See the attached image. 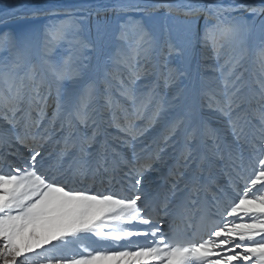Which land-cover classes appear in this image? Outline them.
<instances>
[{
	"label": "snow or ice",
	"instance_id": "snow-or-ice-1",
	"mask_svg": "<svg viewBox=\"0 0 264 264\" xmlns=\"http://www.w3.org/2000/svg\"><path fill=\"white\" fill-rule=\"evenodd\" d=\"M159 8L185 18L179 45L161 42L131 18L115 22V38L128 51L107 58L102 32L92 41L74 37L70 52L54 57L55 46L68 38L65 23L45 30L38 51L29 37L0 41L7 52L0 57V148L11 156L0 154V264H264V71L249 84L242 57H222L226 46L243 45L257 28L264 69V0L229 6L151 0L119 10ZM78 29L71 25L73 33ZM197 45L212 54L218 75L201 76L188 65ZM177 58L184 63L172 67ZM62 94H75V102L66 106ZM53 95L56 115L45 126ZM148 109L147 124L138 127ZM101 124L118 130L114 139L134 160L109 145L107 135L98 139ZM155 124L163 126L160 143L141 157L146 149L135 146ZM17 144L26 150L22 159ZM170 148L174 163L149 190L146 173L166 164ZM214 171L225 179L218 181ZM98 175L108 184L103 191L93 188ZM85 234L145 240L124 250L70 254L69 245Z\"/></svg>",
	"mask_w": 264,
	"mask_h": 264
},
{
	"label": "bare ground",
	"instance_id": "bare-ground-1",
	"mask_svg": "<svg viewBox=\"0 0 264 264\" xmlns=\"http://www.w3.org/2000/svg\"><path fill=\"white\" fill-rule=\"evenodd\" d=\"M185 0H172V3L174 4H183ZM220 3H222L225 6H229L235 3V0H219ZM249 2L260 5L261 1L256 2V0H249ZM151 0H98V1H82L78 3H58V4H50V5H25V6H19L15 7L13 9H9L7 11H4L0 13V28H8L15 22H22L25 23L27 21L29 22H37L45 20L48 23L53 22L54 20H63L66 19V17L70 18L71 20L80 17L84 20L91 21L92 28H94V24L96 21H103L104 19H115V17L119 13L128 14V13H136L137 16L139 15H147L151 12L156 13H163L166 14L168 17H170L174 22L180 25V22L183 21L185 18L183 16H180L176 13H169L164 8H159L155 11L150 12H144V11H136V10H129V11H121L119 10L121 7L124 6H133V5H139L140 7L150 6ZM243 13H235V15H241ZM141 17V16H140ZM141 23L144 25L143 19H141ZM204 24V18L201 17L198 21V26L202 29ZM181 26V25H180ZM179 26V27H180ZM109 28V27H108ZM176 28L174 25L170 27L168 34L165 36V40H170L171 43L174 45L180 44V39L178 35L176 34ZM110 31L108 30L106 32V38L109 37ZM79 37V35H78ZM10 39L9 36H3L1 39ZM83 40V39H80ZM71 40L70 37H68V40H63L60 43H58L53 52V56H55L60 49V45L62 43L68 42L70 43ZM66 44V43H65ZM64 46V45H63ZM74 43H72V47H74ZM108 43L104 47L103 56L106 58L105 52L107 51ZM126 50L121 53L125 54L128 49L127 46ZM254 51V48H252L251 51H249V54L244 56V59L241 60V68L240 71L244 73V78L251 84L253 79L258 78L264 69L261 67L259 54L254 55L252 52ZM4 51L0 50V57H2V53ZM7 53V52H6ZM69 53V52H68ZM88 54L90 55L91 52L88 50ZM66 55V54H65ZM191 59L189 60L188 65L195 69L199 75L201 76H212V75H218L216 73H213L211 71V66H213L216 61L212 57L211 53H208L207 55L204 52V49L197 45L191 52ZM189 57V58H190ZM222 57L224 61L229 60L232 57H241L236 53V48H229L225 47L224 51L222 52ZM159 60L158 52L154 53V62ZM95 63V61H93ZM184 62L181 61L179 58L172 61L171 66L172 67H179ZM110 65V63H109ZM146 81H140L138 83H145ZM75 94L70 98L66 94H62L61 100L65 103V105H69L71 103L75 102ZM34 115H36L34 113ZM56 115V100L55 95L49 98L48 105L45 109V118L43 120V125L47 126L50 121L53 120V117ZM151 115V109H148L145 111L143 118L137 120L135 123L138 127L144 126L147 124L148 119ZM61 118H57V127L59 126ZM211 126H215V121H210ZM4 127L2 123H0V128ZM101 132L102 134L98 137L100 141H103L105 139V135L109 138L108 142L109 145L115 146L117 148V151L125 155L128 159L134 160L135 158L132 156L131 151L120 145L119 141L115 140L114 138L121 135L118 130L114 127H107L105 124H101ZM163 132V126L161 124H155L151 127L147 128V131H145L144 135L140 137V143L136 144V150L139 151L140 149H146V151L141 153V157L148 155L153 149L157 147V145L160 143V139ZM63 133H57L54 139H59L60 136ZM53 150H56V145L53 143L51 145ZM181 148V143L179 140H177L175 144V152L178 155V152ZM14 150L17 153V158L22 159L23 156L26 153V150L23 145H15ZM0 154L9 155V152L6 148H0ZM173 154V149H168L167 152L164 153L165 156V165L157 164L155 166V169L157 170V174L153 175L151 174V171L146 173V178L148 180V183L145 184L146 188H149L151 190V182L152 181H159V177L161 175V170L164 172L168 171L167 165H171L174 163L172 159L169 157ZM9 158L11 159V156L9 155ZM7 170V169H5ZM155 171V170H154ZM115 178L117 181L121 180L123 177V173L120 170H117L115 172ZM213 177L216 178L218 181H223L225 177L221 176L218 172L214 171L212 173ZM205 180L208 179V175L205 174ZM101 180H103L102 175L97 176L96 184L93 186L94 190L99 189L101 191L108 188V184L105 181L104 183H101ZM162 183V181H159ZM77 187H80V185H76ZM242 186V185H241ZM125 227H133L131 225H126ZM166 227V225H165ZM86 238L81 243H73L69 245L70 254L71 253H81L83 252L84 248H88L89 251L97 250V251H116V250H124L126 248H129L133 245V242H140L143 243L145 238L144 237H131L126 240L121 241H110V240H103L100 238H97L95 235L92 234H85ZM87 254V253H84ZM29 264H41L39 259L30 261Z\"/></svg>",
	"mask_w": 264,
	"mask_h": 264
},
{
	"label": "rangeland",
	"instance_id": "rangeland-1",
	"mask_svg": "<svg viewBox=\"0 0 264 264\" xmlns=\"http://www.w3.org/2000/svg\"><path fill=\"white\" fill-rule=\"evenodd\" d=\"M262 0H256V2H259ZM235 15V13H233ZM245 15L247 18V14H241ZM141 16V17H140ZM131 18L132 21H140L143 19L144 21V28L155 35L161 42H163L165 39V36L168 34L170 27L174 25L176 28V34L179 37L178 31L180 29V25H178L176 22L168 17L166 14L163 13H148L147 15H139L137 16L136 13H128L123 14L119 13L115 19H104L103 21H96L94 24V28H92L91 21L84 20L83 18L77 17L73 20L66 17V19L63 20H54L53 22L48 23L45 20L37 21V22H15L8 28H0V41L5 40L4 38L1 39L3 36H9V40H20L23 37H29L31 38L35 44L37 45L36 51L39 50V45L42 43L44 39V33L45 30L49 27H53L55 25H59L61 23H65L68 27V37L71 38V40L74 39V37H78L79 39H83L84 41H92L95 40L97 37L98 32H102L104 35H106V32L109 30V37L108 40V46L107 51L105 52L106 58L111 56H116L118 53L121 54L126 50V47L121 44L118 40H116V36L118 35V29L115 27V22L119 20L121 23L129 21ZM260 19H264V17H260ZM259 21H257V24ZM77 24L79 25V29L73 33L71 30V25ZM109 27V28H108ZM261 36L257 28H253L252 32L249 34L247 40L243 45H240L236 48V53H238L239 56L244 59V56L249 54V51L254 48V51L252 52L254 55L259 54L260 49L262 47L261 44ZM66 41L68 40L65 39ZM66 43V44H65ZM60 45V49L58 50L57 54L54 57H59L61 54H68L72 48V43L65 42ZM64 45V46H63ZM88 52V50H87ZM7 53L4 51L2 53V57L6 56ZM191 56V53H190ZM189 56V57H190ZM189 60L191 59L188 58ZM189 60L187 63H189ZM109 63H111L109 61ZM68 83L66 82V88L68 87ZM157 170L151 171V174L153 175L157 174Z\"/></svg>",
	"mask_w": 264,
	"mask_h": 264
}]
</instances>
